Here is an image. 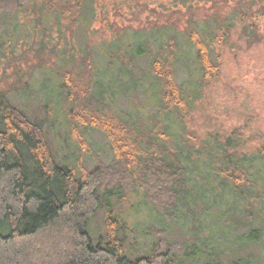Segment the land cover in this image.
Wrapping results in <instances>:
<instances>
[{
  "label": "trees",
  "instance_id": "1",
  "mask_svg": "<svg viewBox=\"0 0 264 264\" xmlns=\"http://www.w3.org/2000/svg\"><path fill=\"white\" fill-rule=\"evenodd\" d=\"M94 3L42 0L33 7L37 25L42 26L47 14L55 18L63 35L62 31L73 33L79 23L89 29ZM30 5L31 0H0V19ZM236 10L254 30L260 11L247 5ZM203 21L191 17L183 28L173 22L157 25L158 38H151L152 32L141 35V30L124 29L117 43L109 46L103 74L91 43L79 53L73 45L51 49L60 74L57 103L80 147L77 166L59 164L43 124L30 119L9 99L13 91L27 92L33 73H26L32 77L22 88L0 91V264H179L202 250L198 241L188 246L169 239L167 227H147L152 246L145 255L135 256L128 250L127 235L120 233L130 224L122 220V214L131 194L142 192L144 205L161 216L165 225L181 222L180 211L198 206L206 192L217 193L210 184L216 177L237 193L238 206L247 202L248 214L249 204L264 203V144L253 152L244 151L241 131V145L240 134H235L224 141L214 140L218 150L208 143L189 150L181 143L184 119L194 111L198 92L179 82V66L195 63L202 76L199 89H205L221 77L226 48L235 52L237 47L228 17L213 16L214 25ZM14 27L16 35L11 31ZM21 27L14 23L8 35L0 31V50L1 43L22 35ZM43 44L39 51H45ZM140 94L148 104V122L141 114ZM121 100L135 110H124ZM173 122L178 129L172 132ZM88 130L107 137L113 151L110 162L93 152L85 134ZM87 156L96 163L91 171L83 167ZM99 209L105 213L107 234L95 242L89 223ZM253 221L241 237L250 245L261 240L263 230ZM217 256L209 253L210 259L219 260Z\"/></svg>",
  "mask_w": 264,
  "mask_h": 264
},
{
  "label": "rangeland",
  "instance_id": "2",
  "mask_svg": "<svg viewBox=\"0 0 264 264\" xmlns=\"http://www.w3.org/2000/svg\"><path fill=\"white\" fill-rule=\"evenodd\" d=\"M40 1L31 0L29 9L0 19L1 33L8 35L13 31L16 35V27L15 31H10L14 23L21 25L23 30L19 38L1 43L0 91L22 88L32 77L26 73H33L27 92L13 91L9 99L30 119L43 124L59 164L66 162L77 166L76 161L81 152L77 138L71 135L64 111L57 103L60 74L56 73L57 57L51 54V49H70L73 45L79 53L85 44L91 43L98 70L103 74L106 59L109 58V46L113 42L117 43L124 29L141 30V35L152 32L150 37L158 38L159 32L155 30L158 26L173 22L183 28L191 17L201 24L206 19L212 25L213 16L228 17L230 33L237 47L235 52L226 48L221 77L205 89H199L202 76L195 68V63L179 66V82L198 92L194 111L184 119L186 131L180 134L181 143L189 150L201 149L202 143L217 149L212 143L214 140L224 141L230 136L236 137L235 134L241 131L244 151L253 152L264 144V0H95V12L88 24L89 29H84L79 23L73 33L62 31L63 35L55 24V18L47 14L43 16L42 26L37 25L38 14L33 5ZM244 5L254 12L260 11L255 18L254 30L237 14L236 8ZM43 43H46V49L39 51ZM182 46L185 48L184 44ZM145 63L142 60L141 66L144 67ZM139 102L142 104L141 114L148 122V104L144 95H139ZM120 105L126 111L135 110L128 101L121 100ZM151 110L156 112L153 107ZM171 126L172 132L178 129L174 122ZM85 134L93 152L98 153L104 162H110L113 151L107 137L93 130ZM238 141L241 145V134ZM95 166L92 157L84 158L83 167L87 171L93 170ZM189 170L194 173L193 164L189 163ZM212 180L210 184L213 183L212 188H216L217 193L206 192L207 196H201L204 200L201 198L198 206L180 211L181 222L177 224L165 225L161 216L144 205L142 192L131 194L130 202L125 204L122 214V220H128L130 224L126 230L122 228L120 233L127 235L128 250L135 256L148 253L152 239L146 229L149 225H156L167 227L169 239L179 240L188 246L190 242L198 241L197 245L202 250L200 254L190 259L182 258L179 264H209L212 259L211 263L219 264H264V203L249 204L251 219V213L248 214L246 209L247 202L244 201L241 206L236 204L237 193L232 191L229 183L218 177ZM104 218V210L99 209L89 223V231L95 242L99 235L107 234ZM252 220L263 230L261 240L250 245L242 242L241 237L249 230L248 222ZM212 252L218 254L219 260L210 259L209 253Z\"/></svg>",
  "mask_w": 264,
  "mask_h": 264
}]
</instances>
